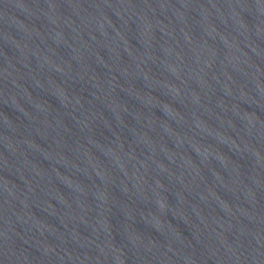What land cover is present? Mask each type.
I'll use <instances>...</instances> for the list:
<instances>
[{"label": "water", "instance_id": "1", "mask_svg": "<svg viewBox=\"0 0 264 264\" xmlns=\"http://www.w3.org/2000/svg\"><path fill=\"white\" fill-rule=\"evenodd\" d=\"M0 264H264V0H0Z\"/></svg>", "mask_w": 264, "mask_h": 264}]
</instances>
